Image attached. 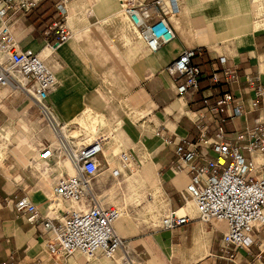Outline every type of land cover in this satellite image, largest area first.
<instances>
[{
  "label": "crops",
  "instance_id": "obj_1",
  "mask_svg": "<svg viewBox=\"0 0 264 264\" xmlns=\"http://www.w3.org/2000/svg\"><path fill=\"white\" fill-rule=\"evenodd\" d=\"M61 4L62 0H38L34 8L14 21L12 31L22 48L39 53L55 72L58 83L48 100L59 123L65 125L63 134L68 141L70 129L77 130L75 143L70 141L75 146L76 142L88 144L94 140L89 136L78 139L86 132L84 126L99 130L101 124V130L109 134L104 149L105 170L91 185L93 191L109 180L116 185L114 192L97 197L106 204H112L116 195L122 198L116 206L124 207L128 214L116 221L115 228L127 240L134 238L127 243L129 257L135 264H225L221 245L226 224L204 223L194 203L184 198L190 174L178 168L175 143L184 137L196 138L195 119L205 96L213 97L223 90L242 96L247 106L255 97L243 80L217 87L212 75L218 69L235 68L242 75H258L264 82V0H178V12L169 15L176 38L155 53L142 40L126 33L132 24L120 0H68L67 10H62ZM111 21H117L126 37L123 48L108 34L106 25ZM57 22L69 29L70 37L55 48V35L44 33ZM185 49L196 50L193 62L201 69L200 89L188 97L178 95L171 78L163 72ZM0 52L3 63L7 58ZM108 56L120 67L121 74L109 67L107 79L128 92L121 104L129 105L130 111L121 113L114 108L112 93L106 97L98 71ZM24 93L21 87L0 86V264H70L73 259L77 260L73 264H124L119 260L123 251L115 258L99 255L88 260L75 255L64 263L54 261L45 251L42 227L28 222L16 209L15 198L23 195L38 205L41 214L56 220L70 206L61 201L52 207L56 181L69 173L71 166L60 155L57 137L48 124L49 128L45 127L44 117L33 119L37 109L30 103L35 101L29 96L25 99ZM258 102L255 111L234 119L227 129L239 131L247 124L264 121V98ZM108 110L116 117L115 126L107 127ZM138 121L142 122L138 125ZM43 132L46 136L41 139V147H35L33 137ZM18 135L22 137L19 144L8 147ZM48 142L56 150L54 164L38 158ZM120 151H128L140 161L141 166L132 174L119 161ZM253 159L257 165L264 163V155H254ZM260 172L264 173V168ZM134 176L135 183L154 190L153 198L147 199L153 211L178 210L192 220L172 229L159 226L132 235L133 210L125 202L127 188L121 184ZM149 194L146 191L143 196ZM252 238L249 248L239 249L230 264H264V226L254 231Z\"/></svg>",
  "mask_w": 264,
  "mask_h": 264
},
{
  "label": "built area",
  "instance_id": "obj_2",
  "mask_svg": "<svg viewBox=\"0 0 264 264\" xmlns=\"http://www.w3.org/2000/svg\"><path fill=\"white\" fill-rule=\"evenodd\" d=\"M122 10L137 30L148 49L155 53L176 38L169 15L179 10L178 0H120ZM38 4V0H0V50L8 56L7 64H0V84L16 81L9 72L21 73L33 96L38 101L41 115L59 135L61 151L71 160L75 174H62L53 189V199L70 200L76 204L66 209L56 220L41 214L38 205L27 195L15 198L16 209L33 225L45 233V251L54 261L66 262L70 257L82 255L88 260L99 255L115 258L119 251L127 252L128 240L115 228L123 209L104 204L89 185L102 170L105 135H98L78 151L69 149L58 132L59 123L49 102V94L58 83L55 72L41 55L32 48H22L12 31L19 17ZM66 0H62L60 8ZM55 35L53 46L59 47L69 39L70 31L63 23H55L44 33ZM195 49H185L168 64L164 73L171 78L177 94L188 97L200 89L201 69L193 62ZM244 81L255 97L246 105L242 96L223 90L213 97L205 96L195 119L196 138H182L175 143L179 170L188 171L190 181L183 196L190 199L204 223L213 221L226 224L222 238V257L225 264L234 261L239 249H248L252 234L264 226V163L257 165L254 155H264V121L245 125L239 131L227 129L234 119L255 111L264 98V82L258 75L240 74L235 68L216 70L212 75L215 86ZM23 88V87H21ZM27 92V88H23ZM28 93V92H27ZM211 131H213L211 133ZM52 143H44L39 154L41 160H55ZM119 161L130 171L141 166L128 151H120ZM192 217L178 210H169L161 227L172 229L189 223ZM128 254V253H127ZM124 264H135L127 255Z\"/></svg>",
  "mask_w": 264,
  "mask_h": 264
},
{
  "label": "rangeland",
  "instance_id": "obj_3",
  "mask_svg": "<svg viewBox=\"0 0 264 264\" xmlns=\"http://www.w3.org/2000/svg\"><path fill=\"white\" fill-rule=\"evenodd\" d=\"M253 8L254 9H257L258 8V5L256 3L253 4ZM67 12H65V17L67 16ZM132 27L130 29H126V33H131L133 34L135 37V39H140L141 38L139 37V34L137 32V30L133 27V25H131ZM106 29L108 30V34L114 39V43L116 45H118V47L120 48H123L124 45H126L127 41H126V37L124 36L123 34V31L122 29L120 28V25H118L117 21H111L109 22L107 25H106ZM123 50V49H122ZM106 57H104L105 59ZM103 59V60H104ZM2 60V54L0 52V61ZM4 64H7L8 63V58L5 59L3 61ZM115 62L113 61V59L111 57H107V60L100 66L99 68V71L98 73L102 76L103 78V82H104V85L106 86V97L108 96L107 94H110L112 93L113 96H112V104H113V107L116 108L118 107L119 109V112L121 113H124V111H130L129 108V105H126V104H121V98H126L128 96V92H125L124 90L122 89H119L117 84L114 82H111V78L110 79H107L110 77V72L108 71L109 70V67L111 68H115L114 72L117 74V75H120L121 74V70H119L118 68H120L119 66L117 67L116 65H114ZM135 88L132 87L131 91H133ZM25 92V91H24ZM24 98L26 99L29 94L27 92H25L23 94ZM32 105V107L34 109H37V112L35 113L33 119L37 118V117H40L41 116V113H40V110H39V107H38V104L37 102H32L30 103ZM105 107V105H104ZM103 107V108H104ZM102 108V109H103ZM107 110V107L105 108ZM106 113V116H107V120L109 122V125H107V127L109 126H115L116 125V117L110 112V110L108 111H105ZM142 122V121H141ZM140 121H138V125L141 123ZM45 127L46 128H49L47 123L45 122ZM99 127V130L96 129H92L91 127H83V129L86 131L84 133V131L82 132L83 134L78 137V139H81V138H87V136L89 137H97L98 135H105L106 138H108L109 134H106L103 132V129L104 127L100 125H98ZM101 127V128H100ZM106 128V127H105ZM98 131H102V132H98ZM160 135V134H157V136ZM16 136V135H15ZM46 136L45 133H39L37 134L36 136L33 137V139H35V147H41V139ZM155 136V137H157ZM22 139L21 136H17L16 139L13 138L11 140V143L8 147H15L19 144L20 140ZM93 141V140H92ZM75 143V141H73ZM72 142V143H73ZM83 144H86L84 143L83 141H80V142H76V144L78 145H82ZM38 145V146H37ZM73 145V144H72ZM130 151V150H129ZM132 151V150H131ZM64 157V156H63ZM39 158V157H38ZM58 158V157H57ZM40 159V158H39ZM55 162H50V164H54ZM106 166V160L104 162V166L102 168V170L100 171V173L97 175V177L92 181V182H96L98 180V178L100 177V175L104 172L105 170V167ZM130 174L133 173V171H130L128 169H126ZM113 176H110V179L112 178ZM126 177V176H125ZM127 180L121 184V186H123V188H127V190H125V193H126V197H125V202L128 204V207L131 208L132 211V214H131V224L133 225L132 228H134L135 232L132 233V235L134 234H137V235H142L143 233H146L148 231H150L152 228H156V227H159L162 225V218H164V216L167 214V210L163 213V212H159V211H153V209L150 208L149 206V202L147 199H152L153 196L155 195L154 194V190H150L148 187H146L145 184H137L135 183V176L132 177V178H126ZM116 185L113 184L112 181H108L106 182V184L102 187V188H97V190H94V192L96 193V195L99 197V193L101 194H107V193H111V192H114L116 189L115 187ZM148 191L150 194L148 195L147 198H145L143 196L144 192ZM51 196H53V193L51 192ZM116 199L112 200L111 202L115 203V204H106V205H115L116 206V203L117 202H121L122 201V198L118 195H116ZM101 200V199H100ZM65 201H70V200H65ZM118 203V204H119ZM59 207H62V205L60 204ZM58 207V208H59ZM154 217L151 219V217ZM134 238H129L128 241L132 240Z\"/></svg>",
  "mask_w": 264,
  "mask_h": 264
},
{
  "label": "bare ground",
  "instance_id": "obj_4",
  "mask_svg": "<svg viewBox=\"0 0 264 264\" xmlns=\"http://www.w3.org/2000/svg\"><path fill=\"white\" fill-rule=\"evenodd\" d=\"M67 1L68 0H66V3H67ZM63 7H64V10L66 9L67 10V4H65V5H63ZM122 7H123V5H122ZM143 41V40H142ZM1 51V50H0ZM4 53V52H3ZM4 55L6 56V58H8V56L4 53ZM0 64H2L1 62H0ZM9 74L11 75V77L16 81V83H17V85H19V86H21V87H23V88H27V92H28V94H29V97L31 98V99H33L35 102H37V104H38V101L34 98V96H33V87H31V86H28L27 85V83H26V80H25V78L21 75V73L20 72H18V71H16V70H14V69H11V71L9 72ZM0 86H9V87H12L13 89L16 87V85H14V84H12V83H10V82H8V83H5V84H0ZM45 119V118H44ZM98 119L99 118H97V120L96 121H98ZM56 120H57V118H56ZM46 121V120H45ZM47 122V121H46ZM57 122L59 123V121L57 120ZM65 126V125H64ZM63 125H61L60 123H59V127H58V132H59V134L62 136V138L64 139V141H65V143L67 144V146H68V148L69 149H72L73 151H78V149L81 147V145H72L71 143L73 142V136L74 135H77V130L76 129H70V131H67V137L69 138V140L71 141V143H70V141H68V139L65 137V135L63 134V127H64ZM50 127V126H49ZM51 128V127H50ZM52 129V128H51ZM52 131L54 132V134L56 135V137H57V143H58V146H59V152H60V155L61 156H64L63 155V153H62V151H61V142H60V139H59V135H58V133H56L53 129H52ZM108 141V140H107ZM84 142V141H83ZM83 144V143H82ZM89 144V143H88ZM66 159H67V161L69 162V164H70V166H71V171L69 172V174H75V170H74V167H73V165H72V163H71V160L68 158V157H66V156H64ZM124 166V165H123ZM125 168V167H124ZM133 171H135V169L133 170ZM186 172H187V170H186ZM91 184H92V182H91ZM89 185V187H90V189L91 190H93L92 189V185ZM61 201H64V202H68L69 204H70V206H69V208L68 209H72L73 207H75L76 206V204L74 203V202H71V201H65V200H63V199H55V201L53 202V204H52V207L53 208H55V205L56 204H58V203H60ZM58 206H60V204L58 205ZM120 208H122L123 209V214L120 216V217H122V216H124V215H127L128 213H127V210L124 208V207H121V206H119ZM179 212V211H178ZM180 213V212H179ZM119 217V218H120ZM118 218V219H119ZM117 219V220H118ZM116 220V221H117ZM162 220H163V218H162ZM162 220H161V222H162ZM116 223V222H115ZM128 253V251L126 252V251H123V255H122V257H120L119 258V260L122 262V263H124L123 262V260H124V258H125V256L127 257V254ZM80 259V258H79ZM82 259V258H81ZM73 261H77V260H75V259H73L72 260V262L70 263V264H73Z\"/></svg>",
  "mask_w": 264,
  "mask_h": 264
}]
</instances>
